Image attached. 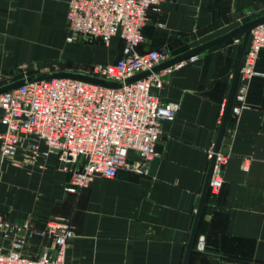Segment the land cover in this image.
<instances>
[{
    "label": "crops",
    "instance_id": "1",
    "mask_svg": "<svg viewBox=\"0 0 264 264\" xmlns=\"http://www.w3.org/2000/svg\"><path fill=\"white\" fill-rule=\"evenodd\" d=\"M69 1L0 0V85L44 71L86 72L122 57L119 36L109 45L66 40ZM262 14L264 0H165L150 10L139 50L178 55ZM240 47L231 40L164 75L160 97L180 110L162 122L154 172L150 163L144 174L97 175L71 192V173L57 154L44 167L24 163L21 152L2 160L0 138V216L37 227L69 217L76 228L69 264H183ZM256 67L264 73V49ZM247 103L238 117L230 114L220 147L231 154L225 183L209 193L198 233L206 248L195 247L189 264H264V74L249 83ZM0 249H10L1 235Z\"/></svg>",
    "mask_w": 264,
    "mask_h": 264
},
{
    "label": "built area",
    "instance_id": "2",
    "mask_svg": "<svg viewBox=\"0 0 264 264\" xmlns=\"http://www.w3.org/2000/svg\"><path fill=\"white\" fill-rule=\"evenodd\" d=\"M165 0H70L67 10L68 42L83 39L109 45L114 36L125 41L122 57L107 64H94L85 73L111 79H126L152 68L170 57L166 50L140 51L151 9ZM242 42V39H235ZM264 49V24L251 32L240 71L230 114L238 117L248 106L249 83L264 73L256 67ZM198 55L121 87H109L70 77L27 82L0 93V121L6 126L0 134L2 160L21 152L24 163L38 164L57 154L65 171L71 173L68 191L88 187L97 175L113 178L122 169L148 173L159 152L162 122L175 120L180 105L164 102L160 90L164 75L181 68ZM152 88H156L155 93ZM226 105L224 104L223 110ZM42 143L45 149L42 148ZM216 142L208 150L215 155ZM135 153L137 159L130 160ZM231 154L219 150L210 181V194L218 195L225 183L224 170ZM83 162L79 164V159ZM0 235L10 240V249H0V264H69L67 250L76 228L66 216L49 218L44 227L31 222L15 223L0 216ZM39 246L38 251L30 246ZM196 249L204 251V237Z\"/></svg>",
    "mask_w": 264,
    "mask_h": 264
},
{
    "label": "water",
    "instance_id": "3",
    "mask_svg": "<svg viewBox=\"0 0 264 264\" xmlns=\"http://www.w3.org/2000/svg\"><path fill=\"white\" fill-rule=\"evenodd\" d=\"M260 24H264V14L257 16L255 18H252L238 27L218 36L215 37L209 41H206L204 43H201L200 45H197L196 47H193L181 54L170 56L168 59L165 61L161 62L160 64L154 66L152 70H145L142 72L137 73L136 75L126 79L124 82L123 81H114L111 79H106L102 77H97L93 76L90 74H87L85 72L81 71H66V70H60V71H44V72H39L35 74H31L27 77H23L21 79H17L15 81L0 85V93L9 91L12 89H15L27 82H32L36 80H43V79H50V78H55V77H70V78H75L87 82H92L96 84H101L109 87H121L123 84H129L131 82H134L138 79H141L147 75H149L151 72H156L159 71L163 68H166L176 62L186 60L190 58L193 55H198L200 53H203L209 49H212L218 45H221L223 43L229 42L231 40H234L236 38L241 37L242 42H241V47H240V53L239 57L237 60L236 68L233 73V79L227 99V104L225 107L224 115H223V120L222 124L220 126L219 134L217 137L216 141V146H215V155L213 159L210 161L207 177H206V182L201 194L199 206L197 209L196 217L194 220L193 228L191 231L190 239L187 244V251L185 255V259L183 261V264H189L191 260L192 254L195 252V244L198 238V233H199V227L200 223L204 214V209L208 200V196L210 193V181H211V176L213 173L214 165H215V160H216V153L220 150L223 137L226 131V127L229 121L230 117V112H231V107L234 101V96L235 92L237 89L238 81H239V76H240V71L244 62V58L248 49V45L250 42V37H251V32L252 30L257 27ZM157 91L156 88H152V92L155 93ZM159 159L156 157L155 159L152 160L151 162V168L150 172H154L157 164H158ZM153 170V171H152Z\"/></svg>",
    "mask_w": 264,
    "mask_h": 264
},
{
    "label": "rangeland",
    "instance_id": "4",
    "mask_svg": "<svg viewBox=\"0 0 264 264\" xmlns=\"http://www.w3.org/2000/svg\"><path fill=\"white\" fill-rule=\"evenodd\" d=\"M78 42H80V43H83L84 41H80V40H77ZM30 250H32V251H38L39 250V246L38 245H35V246H30V248H29Z\"/></svg>",
    "mask_w": 264,
    "mask_h": 264
}]
</instances>
